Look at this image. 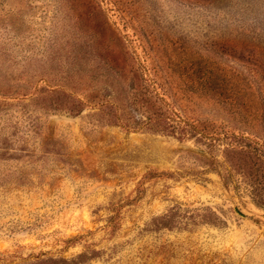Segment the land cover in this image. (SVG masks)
Wrapping results in <instances>:
<instances>
[{"label": "rangeland", "instance_id": "obj_1", "mask_svg": "<svg viewBox=\"0 0 264 264\" xmlns=\"http://www.w3.org/2000/svg\"><path fill=\"white\" fill-rule=\"evenodd\" d=\"M217 51L264 62V0H0V264H264V208L226 180L229 139L211 151L121 123L142 117L130 101L163 98L242 131L188 87L203 56L264 87Z\"/></svg>", "mask_w": 264, "mask_h": 264}, {"label": "trees", "instance_id": "obj_2", "mask_svg": "<svg viewBox=\"0 0 264 264\" xmlns=\"http://www.w3.org/2000/svg\"><path fill=\"white\" fill-rule=\"evenodd\" d=\"M112 38L110 40V42L112 41L111 47L105 44L108 48L109 60L125 63L127 61L125 53L118 47L114 35ZM216 54L218 57L226 55L240 61H246L252 65L248 68L250 71L257 73V70H261L264 74V62L252 61L251 56H237L225 51H217ZM203 59L204 63L198 69V81L193 85L191 82L193 80L188 78V81L191 80V85L188 87L205 99L211 98L218 110V115H229L231 117L230 123L242 126V131L236 132L231 130L229 126L221 127V130H207V126L200 127L181 117L174 110L173 104L163 98L160 100L139 98V100L130 101L127 106L140 113L142 117L131 120L127 118L121 120V123L134 129L151 128L171 133L179 130L180 134L187 139H200L211 151L216 147V141H221L223 138L229 139L223 150L224 162H227L229 167L225 175L226 180L233 182L238 187V182L235 179V176L238 175L241 181L247 185L253 203L264 208V134L260 136L248 131L258 130L260 126L264 130V87L251 84L243 72L222 65L218 59L215 60L206 56H203ZM262 79L264 84V78ZM65 89L64 86L53 87L54 92L62 94H67ZM113 90L116 91V88ZM73 100L78 104L82 103L79 98H73ZM107 104V101L99 103L101 112L106 113ZM110 105L118 108L114 102ZM117 118L120 117L117 116ZM83 257V255H79L76 259L38 258L27 264H57V262L77 264L76 260L80 262Z\"/></svg>", "mask_w": 264, "mask_h": 264}]
</instances>
